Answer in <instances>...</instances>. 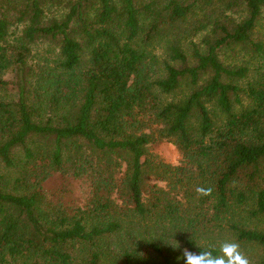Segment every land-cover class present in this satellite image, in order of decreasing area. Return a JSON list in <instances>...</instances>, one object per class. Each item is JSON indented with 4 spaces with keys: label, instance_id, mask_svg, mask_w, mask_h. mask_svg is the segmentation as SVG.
Returning <instances> with one entry per match:
<instances>
[{
    "label": "trees",
    "instance_id": "1",
    "mask_svg": "<svg viewBox=\"0 0 264 264\" xmlns=\"http://www.w3.org/2000/svg\"><path fill=\"white\" fill-rule=\"evenodd\" d=\"M262 20L264 0H0V264H185L233 241L264 264ZM55 178L87 203L50 200Z\"/></svg>",
    "mask_w": 264,
    "mask_h": 264
},
{
    "label": "rangeland",
    "instance_id": "2",
    "mask_svg": "<svg viewBox=\"0 0 264 264\" xmlns=\"http://www.w3.org/2000/svg\"><path fill=\"white\" fill-rule=\"evenodd\" d=\"M261 28L262 33H264V20H262L261 22ZM46 49V46H40L35 51V56L43 55ZM13 75V72H7L6 80L12 79ZM150 153L159 156L165 162L171 165H178L182 157L179 149L170 142H163L157 146L151 147ZM158 183L159 185L164 186V183ZM47 186H49L47 191L48 198L50 200L59 202L63 199V203L75 207H83L87 203V185L82 181H74L73 179H70L68 181H60L55 178L51 180ZM55 196H58L61 200H59Z\"/></svg>",
    "mask_w": 264,
    "mask_h": 264
},
{
    "label": "clouds",
    "instance_id": "3",
    "mask_svg": "<svg viewBox=\"0 0 264 264\" xmlns=\"http://www.w3.org/2000/svg\"><path fill=\"white\" fill-rule=\"evenodd\" d=\"M196 191L204 196L211 194V188L197 187ZM219 253V255H213L211 250H201L196 253L185 248L182 258L185 260V264H252L249 257L241 250L238 242L222 243Z\"/></svg>",
    "mask_w": 264,
    "mask_h": 264
}]
</instances>
